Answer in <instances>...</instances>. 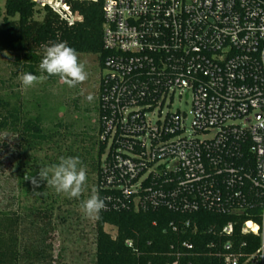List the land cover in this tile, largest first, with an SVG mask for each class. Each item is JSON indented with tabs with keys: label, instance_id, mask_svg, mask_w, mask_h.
I'll return each instance as SVG.
<instances>
[{
	"label": "built area",
	"instance_id": "1",
	"mask_svg": "<svg viewBox=\"0 0 264 264\" xmlns=\"http://www.w3.org/2000/svg\"><path fill=\"white\" fill-rule=\"evenodd\" d=\"M28 1L81 20L65 0ZM102 17L100 139L117 147L101 184L122 197L112 208L245 213L239 232L256 246L228 240L221 264H264V0H102ZM175 91L190 96L189 126L162 112ZM253 111L257 121L236 123ZM246 142L251 164L236 161Z\"/></svg>",
	"mask_w": 264,
	"mask_h": 264
},
{
	"label": "trees",
	"instance_id": "2",
	"mask_svg": "<svg viewBox=\"0 0 264 264\" xmlns=\"http://www.w3.org/2000/svg\"><path fill=\"white\" fill-rule=\"evenodd\" d=\"M65 3L81 16V20L69 25L48 7L41 9L42 18L36 20L34 15L40 9L30 1L5 0L3 16L0 14V52L21 53L24 60L37 64L44 45L62 41L77 55L92 56L101 67L106 55L102 46V0H65ZM1 103L5 106L4 102ZM97 110L99 134H102L103 117L108 113L102 111L99 102ZM9 128L25 145L43 138L38 118L19 121L8 113L0 119V129ZM108 137L104 140L99 138L93 166L95 194L105 201L99 219L94 221L93 264H221L222 245L228 240L251 242L245 251L255 248L257 239L239 232L240 225L250 219L245 213L205 208L181 211L165 205L144 210H136L133 206L112 208L114 199L122 197L101 184L103 165L117 147ZM248 147L247 142L239 146L238 154L241 156L236 160L238 163H252ZM38 170L27 173L18 170L20 183L25 187L28 186L27 179H38ZM157 180L160 184L162 179ZM35 185L36 182L31 184ZM29 188L25 187L24 192ZM229 222L234 224L231 237L221 234L222 227ZM104 225L113 226L115 236L106 232ZM53 230V210L47 204L27 207L22 213L6 207L1 209L0 264H60L53 256Z\"/></svg>",
	"mask_w": 264,
	"mask_h": 264
},
{
	"label": "rangeland",
	"instance_id": "3",
	"mask_svg": "<svg viewBox=\"0 0 264 264\" xmlns=\"http://www.w3.org/2000/svg\"><path fill=\"white\" fill-rule=\"evenodd\" d=\"M4 2L0 0L1 16ZM39 11L34 15L36 20L42 18L43 11ZM77 56L87 72L84 81L69 85L61 77L52 76L26 89L20 77L25 72L39 75V63L30 64L21 53L0 52V119L8 113L19 121L38 118L43 130V138L25 145L12 129H0V210L6 207L22 213L27 207L50 206L54 226L53 256L60 264H93L95 251V218L83 214L80 202L95 194L96 189L93 166L100 138L97 107L101 67L90 55ZM161 109L163 113L183 112L186 125H190L189 94L175 91L172 99H165ZM157 116L156 112L152 114L153 119ZM257 119L258 112L253 111L236 123L247 126ZM62 155L78 156L86 168L88 179L81 197L67 198L57 194L40 178L27 179L25 187L30 188L25 193L18 170L31 172L54 164ZM35 182L36 185L31 186ZM104 230L115 236L113 226L104 225Z\"/></svg>",
	"mask_w": 264,
	"mask_h": 264
},
{
	"label": "clouds",
	"instance_id": "4",
	"mask_svg": "<svg viewBox=\"0 0 264 264\" xmlns=\"http://www.w3.org/2000/svg\"><path fill=\"white\" fill-rule=\"evenodd\" d=\"M39 73H23L21 85L27 89L52 76H59L65 83L75 85L87 78L84 63L79 60L75 50L62 41L43 46ZM37 175L55 193L77 199L81 197L88 179L81 159L73 155H62L54 164L40 167ZM80 207L86 217L99 219L105 201L98 194H90L81 200Z\"/></svg>",
	"mask_w": 264,
	"mask_h": 264
}]
</instances>
